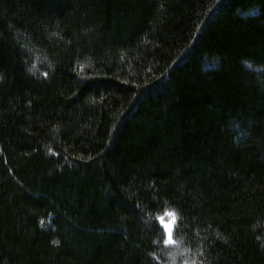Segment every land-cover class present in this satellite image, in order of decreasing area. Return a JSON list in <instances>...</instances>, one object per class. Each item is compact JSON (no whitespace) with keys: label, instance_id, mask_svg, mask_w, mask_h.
Instances as JSON below:
<instances>
[{"label":"trees","instance_id":"16d2710c","mask_svg":"<svg viewBox=\"0 0 264 264\" xmlns=\"http://www.w3.org/2000/svg\"><path fill=\"white\" fill-rule=\"evenodd\" d=\"M0 264H264V0H0Z\"/></svg>","mask_w":264,"mask_h":264},{"label":"snow or ice","instance_id":"6c2138e0","mask_svg":"<svg viewBox=\"0 0 264 264\" xmlns=\"http://www.w3.org/2000/svg\"><path fill=\"white\" fill-rule=\"evenodd\" d=\"M167 215L170 217V219L165 222L163 218L158 217L157 219L160 220V224L163 228L164 232V239L163 243L165 245H174L177 243V241L173 238L174 236V229L177 227L176 220H177V214L172 211L168 212Z\"/></svg>","mask_w":264,"mask_h":264},{"label":"bare ground","instance_id":"6f19581e","mask_svg":"<svg viewBox=\"0 0 264 264\" xmlns=\"http://www.w3.org/2000/svg\"><path fill=\"white\" fill-rule=\"evenodd\" d=\"M160 241L162 242V237H161Z\"/></svg>","mask_w":264,"mask_h":264}]
</instances>
